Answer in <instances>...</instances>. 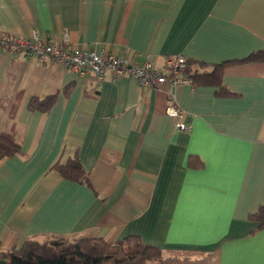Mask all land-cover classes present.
<instances>
[{
	"label": "crops",
	"instance_id": "0c3cea01",
	"mask_svg": "<svg viewBox=\"0 0 264 264\" xmlns=\"http://www.w3.org/2000/svg\"><path fill=\"white\" fill-rule=\"evenodd\" d=\"M34 30L164 71L177 53L203 72L223 63L220 84L233 94L109 72L100 85L0 51V131L21 145L0 159L2 248L138 234L163 248L158 264H264V228L249 217L264 204V62L238 61L264 49V0H0V31ZM50 95L48 110L30 108ZM76 155L90 186L54 167Z\"/></svg>",
	"mask_w": 264,
	"mask_h": 264
},
{
	"label": "trees",
	"instance_id": "16d2710c",
	"mask_svg": "<svg viewBox=\"0 0 264 264\" xmlns=\"http://www.w3.org/2000/svg\"><path fill=\"white\" fill-rule=\"evenodd\" d=\"M238 61L264 62V49L252 52ZM223 63L216 64L210 71H200L188 59L185 75L192 84L220 85L218 94L231 95L221 86ZM56 96L44 99L32 98L29 106L34 110H48ZM21 145L13 132L0 131V159L20 151ZM190 165H195L194 156H190ZM197 162V161H196ZM203 166L198 163L197 167ZM54 167L66 178L90 186L88 172L79 156L70 157L66 162H56ZM257 223L255 230L264 228V204L249 215ZM163 248L144 242L138 234H129L116 241L104 237L83 236L69 238L66 235L52 236L44 241L28 238L19 248L5 250L0 244V264H158L165 258Z\"/></svg>",
	"mask_w": 264,
	"mask_h": 264
},
{
	"label": "built area",
	"instance_id": "2783aa9c",
	"mask_svg": "<svg viewBox=\"0 0 264 264\" xmlns=\"http://www.w3.org/2000/svg\"><path fill=\"white\" fill-rule=\"evenodd\" d=\"M0 51L25 52L40 59H50L82 76L93 73L97 76L100 85L106 79L108 72L113 79L129 75L135 78L141 87L157 86L164 82L172 85L191 83V79L185 75L188 57L184 54L177 53L167 57L166 66L170 70L167 73L155 66L150 59L137 63L114 52L80 48L73 46L69 37L57 43L42 36L37 30L29 35L0 31ZM166 112L174 118L182 113L181 108L175 105L168 106ZM176 126L180 130L190 129L188 124L180 120L177 121Z\"/></svg>",
	"mask_w": 264,
	"mask_h": 264
},
{
	"label": "rangeland",
	"instance_id": "374dc122",
	"mask_svg": "<svg viewBox=\"0 0 264 264\" xmlns=\"http://www.w3.org/2000/svg\"><path fill=\"white\" fill-rule=\"evenodd\" d=\"M170 70L169 69H166V72L168 73Z\"/></svg>",
	"mask_w": 264,
	"mask_h": 264
}]
</instances>
